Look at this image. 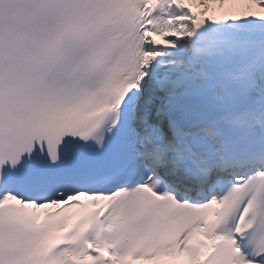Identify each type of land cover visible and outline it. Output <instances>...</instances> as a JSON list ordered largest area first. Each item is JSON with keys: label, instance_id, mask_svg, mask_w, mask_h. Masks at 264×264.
I'll return each instance as SVG.
<instances>
[{"label": "snow or ice", "instance_id": "6c2138e0", "mask_svg": "<svg viewBox=\"0 0 264 264\" xmlns=\"http://www.w3.org/2000/svg\"><path fill=\"white\" fill-rule=\"evenodd\" d=\"M137 262L264 264V0H0V264Z\"/></svg>", "mask_w": 264, "mask_h": 264}]
</instances>
